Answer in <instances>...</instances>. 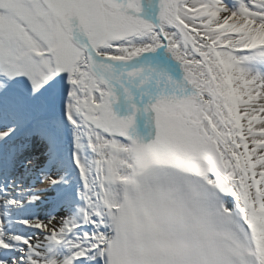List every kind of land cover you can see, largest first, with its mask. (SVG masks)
<instances>
[{
  "label": "snow or ice",
  "instance_id": "1",
  "mask_svg": "<svg viewBox=\"0 0 264 264\" xmlns=\"http://www.w3.org/2000/svg\"><path fill=\"white\" fill-rule=\"evenodd\" d=\"M0 264H264V0H0Z\"/></svg>",
  "mask_w": 264,
  "mask_h": 264
}]
</instances>
